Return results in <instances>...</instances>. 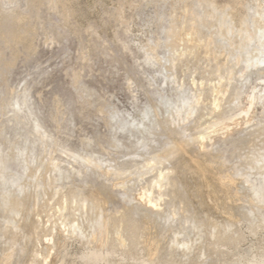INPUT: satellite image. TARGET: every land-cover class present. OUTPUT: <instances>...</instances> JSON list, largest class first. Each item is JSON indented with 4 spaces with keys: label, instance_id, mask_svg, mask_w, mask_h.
I'll return each mask as SVG.
<instances>
[{
    "label": "rangeland",
    "instance_id": "obj_1",
    "mask_svg": "<svg viewBox=\"0 0 264 264\" xmlns=\"http://www.w3.org/2000/svg\"><path fill=\"white\" fill-rule=\"evenodd\" d=\"M0 264H264V0H0Z\"/></svg>",
    "mask_w": 264,
    "mask_h": 264
},
{
    "label": "bare ground",
    "instance_id": "obj_2",
    "mask_svg": "<svg viewBox=\"0 0 264 264\" xmlns=\"http://www.w3.org/2000/svg\"><path fill=\"white\" fill-rule=\"evenodd\" d=\"M194 24V23H193ZM193 24H192V26H193ZM192 30H193V27H192ZM249 104H251V102L249 103ZM149 196V195H148ZM147 198V197H146ZM149 199V198H148ZM150 201V200H149ZM149 201H147V202H149Z\"/></svg>",
    "mask_w": 264,
    "mask_h": 264
}]
</instances>
